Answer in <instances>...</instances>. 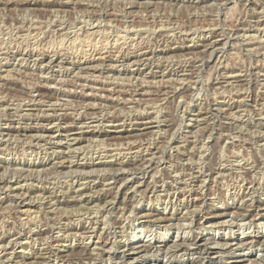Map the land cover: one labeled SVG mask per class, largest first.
Segmentation results:
<instances>
[{
  "label": "rangeland",
  "instance_id": "rangeland-1",
  "mask_svg": "<svg viewBox=\"0 0 264 264\" xmlns=\"http://www.w3.org/2000/svg\"><path fill=\"white\" fill-rule=\"evenodd\" d=\"M253 262L264 0H0V264Z\"/></svg>",
  "mask_w": 264,
  "mask_h": 264
},
{
  "label": "bare ground",
  "instance_id": "bare-ground-1",
  "mask_svg": "<svg viewBox=\"0 0 264 264\" xmlns=\"http://www.w3.org/2000/svg\"><path fill=\"white\" fill-rule=\"evenodd\" d=\"M19 6V5H18ZM139 6V5H138ZM211 42V41H210ZM169 54V53H168ZM91 60V59H90ZM138 65V64H137ZM154 70V69H153ZM216 70V69H215ZM179 74V73H178ZM94 106V105H93ZM26 135V134H25ZM142 140V139H141ZM132 142V141H131ZM137 142V141H136ZM145 142V141H144ZM140 143V142H139ZM126 150V149H125ZM117 151V150H116ZM144 152V151H143ZM68 154V153H67ZM196 167V166H195ZM92 172V171H91ZM151 173V172H150ZM132 174V173H131ZM112 183V182H111ZM114 183V182H113ZM153 184V183H152ZM32 186V185H31ZM5 187V186H4ZM39 199V198H38ZM17 208V207H16ZM125 221V220H124ZM144 229V228H143ZM198 230V229H197ZM154 235V234H153ZM60 237V236H59ZM197 238V237H196ZM182 239V238H181ZM195 239V238H194ZM202 239V238H201ZM201 239H195V241H196V243L197 242H202V240ZM183 240V239H182ZM207 240V239H206ZM209 240H211L210 238H209ZM242 240V239H241ZM176 241V240H175ZM181 241V240H180ZM216 240H215V238L213 239L212 238V241L211 242H206L205 241V243H204V245L205 246H207V245H209V244H207V243H213V242H215ZM219 241V240H218ZM237 241V240H236ZM225 242V241H224ZM226 242H228L227 240H226ZM229 242H231V241H229ZM240 242V241H239ZM238 242V243H239ZM172 243H173V241H172ZM194 243V242H193ZM215 243H217V242H215ZM137 244H138V242H137ZM232 244V243H231ZM237 243H235L234 245H236ZM132 245V244H131ZM217 245H218V243H217ZM160 246V245H159ZM165 246V245H164ZM163 246V247H164ZM170 246V245H169ZM177 246H181V244H178ZM224 246V245H223ZM133 247V246H132ZM153 247H156V245L155 246H153ZM161 247V246H160ZM184 247V246H183ZM218 247H219V245H218ZM134 249V248H133ZM136 250H135V252H132V253H127L129 256H133L132 254H135V253H137L138 255H136L137 256V260L142 256V255H140V253L141 252H145V251H148L149 250V253H150V250L151 249H153L152 248V246L149 244V243H140V244H138L137 246H136V248H135ZM209 250H210V248H208ZM240 249V248H239ZM188 250V249H187ZM236 250V249H235ZM203 251V250H202ZM212 251V250H211ZM215 251V250H214ZM130 252V251H129ZM162 252V251H161ZM204 252L205 253H207V251H205L204 250ZM219 252V251H218ZM148 253V252H147ZM154 253V252H153ZM203 254V253H202ZM148 255V254H147ZM145 256V255H144ZM167 256V255H166ZM148 257V256H147ZM131 258V257H130ZM145 258V257H144ZM123 259V258H122ZM146 259V258H145ZM184 259V258H183ZM120 260V259H119ZM154 260V259H153ZM243 261H248L249 262V260H250V257L249 258H245V259H242ZM86 262V261H85ZM92 262V261H91ZM128 262V261H127ZM121 263V262H120ZM244 263V262H243ZM130 264V263H129ZM149 264V263H148ZM253 264H254V262H253Z\"/></svg>",
  "mask_w": 264,
  "mask_h": 264
}]
</instances>
